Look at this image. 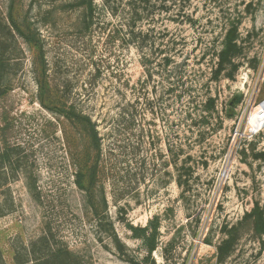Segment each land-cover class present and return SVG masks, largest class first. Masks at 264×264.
Listing matches in <instances>:
<instances>
[{
    "label": "rangeland",
    "instance_id": "rangeland-1",
    "mask_svg": "<svg viewBox=\"0 0 264 264\" xmlns=\"http://www.w3.org/2000/svg\"><path fill=\"white\" fill-rule=\"evenodd\" d=\"M107 1L0 0L10 60L0 123L26 159L0 184L6 263L15 245L49 228L92 264H264V235L245 217L256 203L264 212V126L247 123L264 100V0H189L181 20L149 6L137 24L147 40L135 44L123 40ZM8 13L36 42L9 35ZM231 28L236 49L221 61ZM71 107L100 136L90 193L75 185L88 140ZM129 225L151 227V254Z\"/></svg>",
    "mask_w": 264,
    "mask_h": 264
},
{
    "label": "trees",
    "instance_id": "trees-1",
    "mask_svg": "<svg viewBox=\"0 0 264 264\" xmlns=\"http://www.w3.org/2000/svg\"><path fill=\"white\" fill-rule=\"evenodd\" d=\"M107 0H105L106 2ZM189 0H126L125 3L119 2L117 5H110L107 1L108 6L106 9L110 15L119 17L120 30L124 32L123 40H129L131 43H136L137 37H140L142 43L146 42L148 32H143L142 29L138 28V22L149 14H152L148 7H152L153 10H163L172 15V18L181 20L182 17L186 16L187 4ZM188 18V16H187ZM7 26L9 27V35L14 36L18 34L23 37L28 42H36L35 38L31 36L28 29L17 23L11 13L7 15ZM93 20V6L92 2H89L85 7L84 13V25L85 27H91ZM235 29L231 28L227 31L225 35L223 49L219 53V59L221 61L226 58V56L236 49V42L234 39ZM126 38V39H125ZM7 38L0 32V99L5 96L9 90L10 85L5 79L7 74V69L10 66V60L5 57L3 49L7 46ZM174 57L167 55L163 60L164 62H169ZM145 67L147 63H150L149 59H145L142 62ZM146 68V67H145ZM147 72L148 69H146ZM70 118L79 123L82 127L87 140L88 148L85 153L86 158L80 163L79 167L75 171V185L83 190L85 193H90L92 190L94 180L97 174V161L96 159H91L92 154L98 156L100 152V136L97 126L89 115L82 113L81 111H76L73 107L70 108ZM8 127L6 120L2 118L0 123V184L4 185L8 181L7 169L10 171L18 170L22 164L26 163L25 155L22 154V149L20 145L10 144L8 140ZM7 175V176H6ZM30 192L35 193V185L31 181L27 182ZM105 203V200L103 198ZM91 213L97 215V207L94 203L90 204ZM246 218H251L253 223L254 231L259 235H264V212L260 206L256 203L252 209L246 213ZM130 230L135 236H140L149 241L150 235L148 234L149 226L138 227L129 225ZM157 226H153V232L155 233ZM113 230V229H112ZM154 235H151L150 244L147 246V253L155 249L156 245L154 242ZM114 246L119 252H123V245L120 243L119 239L113 233ZM233 243V238L230 233H227V237L222 240V242L217 246V254L220 260L223 259L224 255L228 252ZM0 264L6 263L2 252L0 250ZM12 264H92L88 262L81 255L72 252L61 242L57 241L51 233L49 228L44 229L43 232L36 238L28 241L27 243L21 242L13 247ZM137 264V263H132Z\"/></svg>",
    "mask_w": 264,
    "mask_h": 264
},
{
    "label": "built area",
    "instance_id": "built-area-1",
    "mask_svg": "<svg viewBox=\"0 0 264 264\" xmlns=\"http://www.w3.org/2000/svg\"><path fill=\"white\" fill-rule=\"evenodd\" d=\"M260 111V112H259ZM255 112H259V114H258V117H257V121H258V128H260V127H262V126H264V100L258 105V107H257V109L254 111V113ZM253 113V114H254ZM253 114H251L250 116H249V118L247 119V123H248V125H249V127L253 130V125H252V123H251V118H252V116H253ZM257 128V129H258Z\"/></svg>",
    "mask_w": 264,
    "mask_h": 264
},
{
    "label": "bare ground",
    "instance_id": "bare-ground-1",
    "mask_svg": "<svg viewBox=\"0 0 264 264\" xmlns=\"http://www.w3.org/2000/svg\"><path fill=\"white\" fill-rule=\"evenodd\" d=\"M259 112H255V114H253V116L251 118V123H252L253 127H256V128H258V126H259L258 121H257V117H258Z\"/></svg>",
    "mask_w": 264,
    "mask_h": 264
},
{
    "label": "water",
    "instance_id": "water-1",
    "mask_svg": "<svg viewBox=\"0 0 264 264\" xmlns=\"http://www.w3.org/2000/svg\"><path fill=\"white\" fill-rule=\"evenodd\" d=\"M239 100V97L238 96H235L231 101H230V104H235L236 102H238Z\"/></svg>",
    "mask_w": 264,
    "mask_h": 264
}]
</instances>
